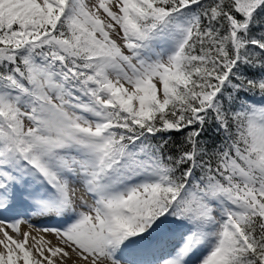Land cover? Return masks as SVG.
Segmentation results:
<instances>
[{
  "label": "snow or ice",
  "instance_id": "6c2138e0",
  "mask_svg": "<svg viewBox=\"0 0 264 264\" xmlns=\"http://www.w3.org/2000/svg\"><path fill=\"white\" fill-rule=\"evenodd\" d=\"M70 253L264 264V0H0V264Z\"/></svg>",
  "mask_w": 264,
  "mask_h": 264
},
{
  "label": "bare ground",
  "instance_id": "6f19581e",
  "mask_svg": "<svg viewBox=\"0 0 264 264\" xmlns=\"http://www.w3.org/2000/svg\"><path fill=\"white\" fill-rule=\"evenodd\" d=\"M35 224H43V225L48 226V228H51V227H60V225L56 221H54V220H48V221L43 222V223H35ZM20 228H22V227H20ZM25 231H27V230L20 229L21 238H23L22 237V233L25 232ZM27 232L30 233V237H29V241H28V246H30L33 243L39 242L45 248V255H47L46 249H47L48 246L55 247L59 243V241H58L57 238H56L57 240L56 239L49 238V237H47L48 235L46 233L43 234L42 231H38V232L34 231L33 232V231H29L28 230ZM52 236L55 237L53 234H52ZM33 251H34V254H35V250H33ZM36 258H39V256H37ZM53 259L56 262V264H59V257H54ZM64 264H82V262L75 255V253H70V258L65 259Z\"/></svg>",
  "mask_w": 264,
  "mask_h": 264
},
{
  "label": "rangeland",
  "instance_id": "374dc122",
  "mask_svg": "<svg viewBox=\"0 0 264 264\" xmlns=\"http://www.w3.org/2000/svg\"><path fill=\"white\" fill-rule=\"evenodd\" d=\"M46 221H48V220H40V221H33V223L35 224V223H43V222H46ZM42 226V228H48V226H46V225H40V227ZM20 227H22V228H20V229H25V230H29V231H36V232H38L35 228H30L29 226H28V224L27 223H22L21 225H20ZM44 233H46V232H43V234ZM11 234V233H10ZM48 236L47 237H49V238H52V239H56L57 237H53L52 236V233H46ZM58 239V238H57ZM56 239V240H57ZM44 247V246H43Z\"/></svg>",
  "mask_w": 264,
  "mask_h": 264
}]
</instances>
